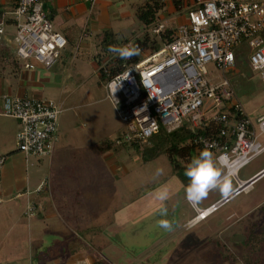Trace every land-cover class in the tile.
<instances>
[{"label": "rangeland", "instance_id": "1", "mask_svg": "<svg viewBox=\"0 0 264 264\" xmlns=\"http://www.w3.org/2000/svg\"><path fill=\"white\" fill-rule=\"evenodd\" d=\"M143 1H110L107 16L99 25L100 29L111 26L118 32V46L135 49L136 40H142L146 33L159 46V39L150 36V27H143L136 17L135 9ZM180 1L177 5L173 2L175 8L177 6L174 16L164 14L159 19L166 27L176 23L178 17L183 19L182 15L189 4L186 0ZM124 13L125 17H119ZM117 15L119 18L113 19ZM141 28L139 37H133V31L140 32ZM13 35L14 28L11 26V31L4 35L11 48L14 45ZM89 41L90 45L79 46V50L67 45L61 50L55 65L49 69L39 68L37 74L28 72L25 79L28 82V94L32 92L42 99H51L60 107L51 160L48 154L25 156L19 152L16 148L15 119L0 115V154L5 158L0 165V189L3 191L2 197L9 199L8 203L0 202V264H51L45 256L53 253L48 246L52 238L38 237V242H44L39 245L27 235L25 227L23 230L22 227L16 228L23 232H9L8 226L13 218L4 213L5 206L10 202L24 200L12 196L16 192L14 189L20 190L17 187L23 186L25 181L29 183L42 176L47 177L51 169L57 172L58 176L52 174L56 181H63L65 178L75 182V176L79 174L78 178L81 180L80 172H83L82 180L90 183V187H85L87 194L84 207L78 214L76 223L80 225L76 238L106 240L107 247L102 253H98L93 247L78 252V257L86 259V263L91 262L94 255L106 257L113 250L118 255L130 258V262L135 261L131 264H158L164 261L166 253L167 258L171 257L176 264H234L239 259H245L247 252L255 254L246 239L252 223L264 226V175L256 179L247 190L240 191L206 218L193 224L191 221L195 210L185 197L186 185L171 172V165L165 154L142 162L141 150L131 146H124L118 153L112 150L99 152L96 144L101 143L104 138H114L123 125L106 98L104 81L99 82L98 77L100 69L107 75L108 67L114 64L110 59L115 54L101 51L96 36L93 40L89 38ZM247 49L244 54L246 58H241L239 64L235 63L232 69L223 74L213 63H208L206 67L207 78L211 83H217L224 77L229 81L234 96L253 118L264 112V69L256 71L250 68ZM152 52L153 49H141L137 56L141 59ZM165 55V49L161 50L151 56L150 61L157 62ZM122 64L126 63H121V66ZM13 72L10 64L0 65V75L9 76L5 79L12 88L16 87L18 79V75H13ZM211 104L210 99L204 100L202 108L205 110V118L212 113L209 109ZM1 107L0 99V114ZM257 140L264 143V134L258 135ZM184 141L187 142L188 139ZM263 166L264 151L242 166L237 176L244 180ZM226 179L232 188L236 185L233 177L228 176ZM164 189L168 192V199L161 202L156 199V194ZM82 194L83 192L78 194V197L83 199ZM221 195L218 190H211L196 205L204 208ZM161 203L167 208L166 216H161L157 210ZM257 206L262 207L259 208V215V209H255ZM92 210L97 211L96 217L92 216ZM161 219L169 221L174 233H168L169 230L159 226L158 221ZM68 231L69 240L72 236L69 229ZM219 240L226 243V250L214 246V242ZM166 241L169 243H165ZM58 247L59 244L55 251L60 249ZM40 251L44 253L41 255ZM238 263L240 262L235 264Z\"/></svg>", "mask_w": 264, "mask_h": 264}, {"label": "built area", "instance_id": "2", "mask_svg": "<svg viewBox=\"0 0 264 264\" xmlns=\"http://www.w3.org/2000/svg\"><path fill=\"white\" fill-rule=\"evenodd\" d=\"M45 6L44 0H15L10 12L14 28V45L10 48L21 64L20 70L51 68L67 44L53 28ZM184 15L185 20L175 26L166 27L161 21L150 26V36L159 39V46L135 63L122 64V69L103 86L123 125L112 138L116 144L146 143L160 131L169 133L185 125L194 134L192 143L196 148L202 149L210 142L214 157H225L220 161L222 174L233 177L236 185L204 208L189 201L195 210L192 222H197L264 175L263 166L244 180L237 176L242 166L264 151V143L257 140L264 134V112L251 118L234 96L229 81L224 77L211 83L206 67L213 63L222 74L232 69L235 51L246 42L250 68L264 69V39L260 35L264 28V0H193ZM6 25L1 19L0 44ZM169 29L170 39L162 41L161 36ZM134 47L141 50L137 43ZM164 49L162 59L150 61ZM1 99V114L15 119L18 125L17 150L25 156L47 155L56 139L60 107L51 99L28 94H3ZM205 99L212 101L208 118L202 108ZM4 159L0 154V165ZM34 210L29 203L25 213L29 216Z\"/></svg>", "mask_w": 264, "mask_h": 264}, {"label": "crops", "instance_id": "3", "mask_svg": "<svg viewBox=\"0 0 264 264\" xmlns=\"http://www.w3.org/2000/svg\"><path fill=\"white\" fill-rule=\"evenodd\" d=\"M111 0H94L92 3H87L83 0H44L45 7L48 11V15L52 20L53 28L58 31L60 34L64 36L67 41V45H70L79 50L81 47L79 46H88L87 44H91L89 38L94 39V36L99 33L105 27L100 29L101 22L107 16V7ZM189 5H191L193 0H186ZM181 2V1H180ZM15 0H0V20L3 19L7 22L6 25V33L8 34L11 31V24L8 23L11 18V10L13 9ZM179 7L181 5H178ZM177 9L173 4V0H164V8L161 12L158 13L157 21L163 17L164 14H174ZM181 10V9H180ZM174 16V15H173ZM183 19L179 17L176 20V23H173L172 26L183 22L185 20V15H182ZM119 17H125L124 14H120ZM118 15L113 19L119 18ZM175 18V17H174ZM176 19V18H175ZM112 29L114 32L118 34V32L113 29L111 26L108 27ZM142 32V28L140 32L133 31V37H139ZM119 33L122 34L121 31ZM118 37V35H117ZM73 44V45H72ZM77 44V45H76ZM3 45L9 47V42L3 39ZM65 46V47H66ZM30 73L37 74V70L30 71ZM28 72L19 70L18 72L14 71L13 75H18L17 85L12 88L5 78L9 76L0 75V99L3 94H28L27 90V78ZM21 77V78H20ZM5 84V86H4ZM3 86V88H2ZM14 89V90H13ZM14 92V93H13ZM28 95L34 97H40L36 93L30 92ZM2 104V99H1ZM3 116L2 114H0ZM16 121V120H15ZM16 132L18 130L17 122L15 124ZM16 134V133H15ZM262 135V134H260ZM97 147V144H96ZM54 152L51 150L48 153L50 160L53 158ZM105 153V152H104ZM52 174L57 175V172L53 169L49 170V174L47 177L42 176L36 181L26 182L23 186L17 187L19 189L16 190L15 194L12 195L15 199H24L21 202H10L5 206L6 214H10L13 218V222L11 223L9 228V232L17 233L23 232L19 231L16 228L22 227L23 230L25 227V231H27V235L32 237L36 243H40L42 245L44 242H38L37 239L43 236L51 237L50 244L48 245L50 250H53L49 256H45L46 260L51 261V264H74L78 261H85L82 258L78 257V252L83 251L85 248L93 247L96 249L98 253H102L101 251L106 249L107 241H91L90 239H82L76 238L79 235L78 232V214L84 207V198L86 196V188L90 187L89 181H84L82 178L84 177V173L80 172L81 180H79V174L76 175V181L63 179V181L54 180ZM58 176V175H57ZM40 188V190L36 191V188ZM83 192L82 197L79 198L78 194ZM3 191L0 189V202L8 203V197L3 198ZM5 199V200H4ZM14 200V198H11ZM15 203V204H14ZM32 203L34 205V213L32 215L27 216L25 213L27 204ZM21 207V208H20ZM260 206H257L255 209H259ZM254 209V210H255ZM253 210V211H254ZM261 210L257 211V215ZM97 211L92 210V216L96 217ZM231 216V215H230ZM229 216V217H230ZM241 218V217H239ZM79 221V220H78ZM238 222V220L236 221ZM191 223H195L194 221ZM235 223V222H234ZM83 224V223H82ZM85 224V223H84ZM192 224V225H193ZM16 229V230H15ZM68 229L70 230L71 238L68 240ZM260 229L257 228V231ZM174 229L168 231V233H174ZM262 239L260 244L257 246L258 250H255V254L247 252L245 254V259H239L240 262L238 264H264V229L262 230ZM86 232V231H85ZM80 231V235H81ZM87 243H86V242ZM224 246L228 247L224 241L219 240ZM47 243V242H46ZM165 243H169L166 241ZM59 244V250L55 251V247ZM68 244V245H67ZM81 246V247H80ZM47 247V246H46ZM80 247V248H79ZM39 248V247H38ZM42 250V249H39ZM117 250V249H116ZM172 250V249H169ZM36 251L37 250H33ZM41 255L44 252H39ZM37 254V253H36ZM35 254V256H36ZM38 255V254H37ZM167 253L165 254V258L163 262H159L158 264H176V262H172L171 257L167 258ZM107 257V258H106ZM105 256H100L98 254L94 255L93 260L87 264H93L95 260L98 261V264H131L135 263V261L130 262V258H125L122 255H118L117 251L113 250L110 254L108 253ZM129 261V263H127ZM88 262V261H85ZM235 262V263H237ZM234 263V264H235ZM154 264H156L154 262Z\"/></svg>", "mask_w": 264, "mask_h": 264}, {"label": "trees", "instance_id": "4", "mask_svg": "<svg viewBox=\"0 0 264 264\" xmlns=\"http://www.w3.org/2000/svg\"><path fill=\"white\" fill-rule=\"evenodd\" d=\"M174 4L177 5L180 0H173ZM164 8L163 0H144L138 7L135 9V14L137 19L143 25V27H150L157 21L158 13L161 12ZM177 8V6H176ZM11 24V20L8 21ZM170 29L166 31L165 34L161 36V40L165 41L170 39L169 33ZM261 37L264 39V28L260 32ZM96 38L98 39V45L104 53H109V46H118L117 33L110 28H104L99 33H97ZM136 43L141 49L150 48L156 49L158 44L155 43V40H150L148 38V33H146L142 40L137 39ZM245 49H247L246 42H242L239 48L235 51V63L239 64L241 58H246ZM248 50V49H247ZM113 59H110L114 64L110 65L107 69V75L105 76L100 69L99 73V82H105L110 76L119 72L122 69L121 63L131 64L139 60L138 56H132L127 60H121L117 56H113ZM112 58V57H110ZM2 62V63H1ZM246 63V62H245ZM5 64H10L14 71L18 72L21 68V64L15 60L11 48L0 44V65L4 66ZM247 65V64H246ZM197 132H204L203 130L196 129ZM193 133L185 125L182 127L165 133L160 131L155 136L151 137L146 143H121L116 144L113 139L104 138L101 143L97 144V149L99 152L104 153L109 150H112L115 153L121 151V148L124 146H131L136 150H141L142 162H148L155 159L159 155L165 154L170 165L171 172L175 173L178 178L182 181L184 185L188 183L187 177L184 175V167L187 162L192 158L193 155H196L201 148H196V145L192 143ZM188 139V141H184ZM262 209V207H259ZM259 209V210H260ZM257 228L260 230L257 231ZM264 226L263 224L252 223L249 226V232L246 239V243L249 248L252 250H258L257 246L260 244L262 239V234ZM219 247L220 249H225L224 244L220 241H215L214 246ZM93 264H98V261L95 260Z\"/></svg>", "mask_w": 264, "mask_h": 264}, {"label": "clouds", "instance_id": "5", "mask_svg": "<svg viewBox=\"0 0 264 264\" xmlns=\"http://www.w3.org/2000/svg\"><path fill=\"white\" fill-rule=\"evenodd\" d=\"M108 51L121 60H127L139 54L137 49L121 46H109ZM212 147H214L213 144L207 143V146L200 149L184 167V175L188 180L184 188L185 197L190 202L198 203L211 190H218L222 194H227L232 190L230 182L225 178L226 173L222 174L221 171L220 161L225 157H214L213 152L210 151ZM156 199L161 202L166 201L168 199L167 190L157 192ZM157 210L161 216L167 215V208L163 206V203ZM158 223L161 228L171 230L172 225L167 219H161Z\"/></svg>", "mask_w": 264, "mask_h": 264}]
</instances>
